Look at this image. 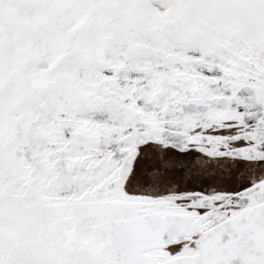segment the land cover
<instances>
[{"label": "snow or ice", "instance_id": "snow-or-ice-1", "mask_svg": "<svg viewBox=\"0 0 264 264\" xmlns=\"http://www.w3.org/2000/svg\"><path fill=\"white\" fill-rule=\"evenodd\" d=\"M0 264H264V0H0Z\"/></svg>", "mask_w": 264, "mask_h": 264}]
</instances>
